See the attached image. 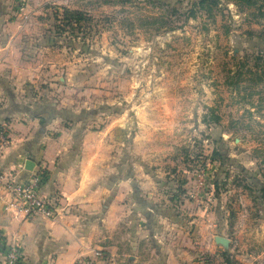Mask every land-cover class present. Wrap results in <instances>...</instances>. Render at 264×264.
Returning <instances> with one entry per match:
<instances>
[{"label": "rangeland", "instance_id": "374dc122", "mask_svg": "<svg viewBox=\"0 0 264 264\" xmlns=\"http://www.w3.org/2000/svg\"><path fill=\"white\" fill-rule=\"evenodd\" d=\"M193 1L45 0L30 18L33 3L0 0V45L12 36L10 58L37 63L18 85L1 68L0 90L111 126L109 158L147 173L140 192L186 231L208 226L202 242L184 232L188 264H264V0Z\"/></svg>", "mask_w": 264, "mask_h": 264}, {"label": "crops", "instance_id": "0c3cea01", "mask_svg": "<svg viewBox=\"0 0 264 264\" xmlns=\"http://www.w3.org/2000/svg\"><path fill=\"white\" fill-rule=\"evenodd\" d=\"M28 2L34 6L25 10L33 18L39 15L37 7L45 0ZM31 25L29 22L24 29ZM11 37L0 45V69L12 68L15 74L7 75V81L18 85L26 67L37 63L12 60L8 51ZM8 98L6 101L0 90V124L10 136L9 145L0 155V166L18 180L42 171L40 191L54 203L57 214L46 217L8 210V195L0 187V264L10 243L21 246V264H188L192 246L191 240L185 242V233L195 237L198 229L200 239L195 241L202 242L210 235L205 230L208 226L196 222L192 231H186L188 226L181 218L171 215L170 209H158L144 188L140 192L138 184L147 183L142 181L147 173L140 175L135 168L129 172L121 154L109 158L111 126L90 130L62 120L55 110L49 114L48 109L32 111L33 106L21 108L18 96ZM120 141L119 137L115 147L123 145ZM28 160L33 162L32 169L26 168ZM100 249L109 256L107 261L98 256L95 259Z\"/></svg>", "mask_w": 264, "mask_h": 264}, {"label": "built area", "instance_id": "2783aa9c", "mask_svg": "<svg viewBox=\"0 0 264 264\" xmlns=\"http://www.w3.org/2000/svg\"><path fill=\"white\" fill-rule=\"evenodd\" d=\"M10 136L4 124L0 125V155L9 145ZM44 180L42 171H34L24 180H18L13 172H6L0 166V187L8 195L5 207L17 213L27 215H43L53 217L57 214L54 203L42 195L41 185ZM102 256L101 252L96 251ZM22 249L17 243H10L5 252V258L1 264H21Z\"/></svg>", "mask_w": 264, "mask_h": 264}, {"label": "water", "instance_id": "95a60500", "mask_svg": "<svg viewBox=\"0 0 264 264\" xmlns=\"http://www.w3.org/2000/svg\"><path fill=\"white\" fill-rule=\"evenodd\" d=\"M32 166H33V162L28 160L26 162V168L27 169H32ZM214 240L217 244H221L223 247H228V244H229V239L227 237H224V236H221V235H216L214 237Z\"/></svg>", "mask_w": 264, "mask_h": 264}, {"label": "trees", "instance_id": "16d2710c", "mask_svg": "<svg viewBox=\"0 0 264 264\" xmlns=\"http://www.w3.org/2000/svg\"><path fill=\"white\" fill-rule=\"evenodd\" d=\"M206 3H207L206 0H197V1H193L192 5L193 6L198 5V6L202 7V6H205Z\"/></svg>", "mask_w": 264, "mask_h": 264}]
</instances>
